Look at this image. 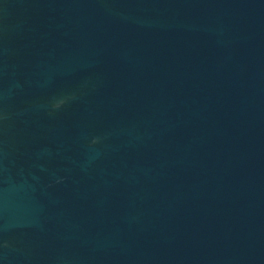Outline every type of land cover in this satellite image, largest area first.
<instances>
[{
    "label": "water",
    "instance_id": "1",
    "mask_svg": "<svg viewBox=\"0 0 264 264\" xmlns=\"http://www.w3.org/2000/svg\"><path fill=\"white\" fill-rule=\"evenodd\" d=\"M264 75V0H0V264H142Z\"/></svg>",
    "mask_w": 264,
    "mask_h": 264
}]
</instances>
